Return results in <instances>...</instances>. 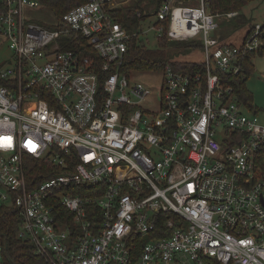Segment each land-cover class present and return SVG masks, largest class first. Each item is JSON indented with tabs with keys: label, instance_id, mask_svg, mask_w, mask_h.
<instances>
[{
	"label": "built area",
	"instance_id": "2783aa9c",
	"mask_svg": "<svg viewBox=\"0 0 264 264\" xmlns=\"http://www.w3.org/2000/svg\"><path fill=\"white\" fill-rule=\"evenodd\" d=\"M129 1L86 0L48 27L26 16L40 0H0L13 53L0 69V210L19 212L18 236L48 264H264V123L221 75L241 72L261 25L233 46L218 29L237 12L162 0L147 30L128 28L113 11ZM151 30L200 40L204 72L167 63L159 90L132 82L128 46ZM26 155L65 172L31 184Z\"/></svg>",
	"mask_w": 264,
	"mask_h": 264
},
{
	"label": "trees",
	"instance_id": "16d2710c",
	"mask_svg": "<svg viewBox=\"0 0 264 264\" xmlns=\"http://www.w3.org/2000/svg\"><path fill=\"white\" fill-rule=\"evenodd\" d=\"M42 4L51 7L55 14L60 18L70 9L81 5L86 0H40ZM158 6L161 5L162 0H157ZM254 0H209V10L212 13H227L237 12L239 17L238 23H247L246 16L241 14V10ZM143 0H135L129 7L120 6L113 11L115 19L122 22L124 26L128 28H137L138 24L142 20L137 15V12H143L141 5ZM142 18H145L144 16ZM255 26H250L246 34H244L239 44H233L241 47L244 38L254 31ZM261 37L263 44L256 52L242 51L239 56L241 62V72L237 75L233 74H221L226 82L232 84L239 96V101L244 103L249 110H253V96L247 89L246 81L252 70L254 69V63L252 58L255 56L264 55V24L261 25ZM231 35V34H229ZM227 38V36L225 37ZM143 41L133 38L128 46V52L122 63V72L129 78L136 72L141 71L143 74L148 73H161L167 63L172 64L177 70H185L188 72L200 71L204 72L205 63L200 60H189L176 58L177 55H173V58L169 57L168 47L194 49V47L201 48L200 40L193 41H170L167 39V34H164L159 38L158 48L150 49L147 46L142 45ZM224 42H226L224 40ZM229 43V42H228ZM98 59V58H97ZM2 67L0 66V69ZM1 73V70H0ZM107 77L108 74H103ZM101 81L104 78L100 76ZM5 81L1 79L0 85ZM27 179L31 184H35L39 181H44L55 173L65 172L63 168L59 167L56 163H52L48 158H34L31 155L25 156ZM85 193H96L92 190L90 185L85 187ZM20 215L17 210L13 208H3L0 210V245L5 247L4 260L6 264H48L47 260L41 255L35 252L34 244L27 239H22L18 236L19 232ZM215 264H221L216 261Z\"/></svg>",
	"mask_w": 264,
	"mask_h": 264
},
{
	"label": "rangeland",
	"instance_id": "374dc122",
	"mask_svg": "<svg viewBox=\"0 0 264 264\" xmlns=\"http://www.w3.org/2000/svg\"><path fill=\"white\" fill-rule=\"evenodd\" d=\"M135 0H130L129 4L123 7H129L132 5ZM156 6H158L157 0H143L141 8H143V15L145 18L141 17V21L139 25L142 26L144 30H147L151 24L156 22L157 17L151 15V13L155 10ZM216 14H222L217 12ZM241 14L246 16L247 23L239 24V17L233 16L230 19H225V21H219V33L225 39L226 42L239 44L244 34L248 31L250 26H256V24L263 25L264 24V0H254L251 3L247 4L242 10ZM26 16L31 21H36L43 25L50 27V25L56 24L59 22V17L55 14L54 10L47 5L40 3L38 7H28L26 9ZM143 30V31H144ZM231 34V35H229ZM227 36V38H225ZM158 34L154 33V30L148 32V34L144 37H141L139 40L143 41L142 45L147 46L150 49L158 48L157 40ZM262 38V37H261ZM146 39V40H145ZM263 44V40L261 45ZM260 45V46H261ZM169 57L173 58V55H177V59H189V60H203L204 54L202 48L194 47V49H184V48H173L168 47ZM13 53L9 47L6 38L0 34V66L3 68L10 60H12ZM252 62L254 63V69L250 73L248 80L246 81V86L250 94L253 96V110H249L246 106L244 110L247 114L256 116L259 118L261 122L264 123V55L260 56L257 54L254 58H252ZM162 75H153V73L143 74L141 71L136 72L133 76H131L132 82H144L151 84L155 87L156 90L160 89V86L163 83ZM184 260H186V264H192L191 261L188 260L187 256H184Z\"/></svg>",
	"mask_w": 264,
	"mask_h": 264
}]
</instances>
